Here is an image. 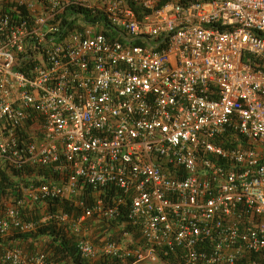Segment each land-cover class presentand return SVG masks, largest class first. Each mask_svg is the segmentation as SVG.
I'll return each mask as SVG.
<instances>
[{
	"label": "built area",
	"instance_id": "1",
	"mask_svg": "<svg viewBox=\"0 0 264 264\" xmlns=\"http://www.w3.org/2000/svg\"><path fill=\"white\" fill-rule=\"evenodd\" d=\"M1 171L0 264H264V0H0Z\"/></svg>",
	"mask_w": 264,
	"mask_h": 264
},
{
	"label": "trees",
	"instance_id": "2",
	"mask_svg": "<svg viewBox=\"0 0 264 264\" xmlns=\"http://www.w3.org/2000/svg\"><path fill=\"white\" fill-rule=\"evenodd\" d=\"M184 3L186 0H182ZM4 12H8L10 15H12L13 19H19L15 15L14 11L11 10L10 6L3 8ZM24 10L22 9V13ZM105 33L107 35H113V31L109 29V27H106ZM30 52V51H29ZM33 60L26 56L24 59V55L21 54L17 60V64L15 65V68L18 70H21L25 72L26 74H31V70L33 68ZM18 184L19 182L13 181L10 179L9 176H6L3 171L0 172V200L5 196L10 195H20L18 190ZM55 206L61 207L63 210L66 211H72L75 210L76 214L80 213V210L77 208H74L73 205L66 201H57V203H54ZM35 237H43L45 236L48 238V241H46V245L51 247L55 260L59 263L62 262V264H89L82 260L80 256L78 255L76 245L74 241L67 237L64 232L56 228L55 226L49 225L41 227L37 233L33 234ZM24 237H27L25 235ZM98 264H125L121 260L118 259H101V261Z\"/></svg>",
	"mask_w": 264,
	"mask_h": 264
},
{
	"label": "rangeland",
	"instance_id": "3",
	"mask_svg": "<svg viewBox=\"0 0 264 264\" xmlns=\"http://www.w3.org/2000/svg\"><path fill=\"white\" fill-rule=\"evenodd\" d=\"M37 242L39 245H41L42 247H44L46 245V242H43L42 243V240L41 239H37Z\"/></svg>",
	"mask_w": 264,
	"mask_h": 264
}]
</instances>
